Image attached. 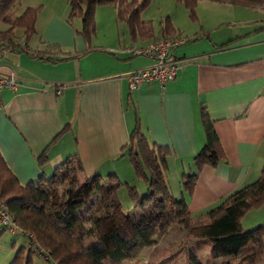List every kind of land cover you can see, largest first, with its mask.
Masks as SVG:
<instances>
[{"label": "crops", "instance_id": "obj_1", "mask_svg": "<svg viewBox=\"0 0 264 264\" xmlns=\"http://www.w3.org/2000/svg\"><path fill=\"white\" fill-rule=\"evenodd\" d=\"M53 2L63 7L56 9ZM66 5L65 0L49 1L50 12H41L36 20L29 55L0 52V75L11 73L16 83L14 91L0 92V157L19 185L46 178L72 156L79 160L81 179L96 175L102 180L105 174L108 182L118 180L119 171L131 168L123 148L134 126L148 148L167 150L166 182L167 175L180 182L181 174L194 173L191 160L204 145L200 110L211 123L224 160L201 169L190 196L179 183L188 215L198 217L257 179L264 160L262 9L199 0L196 21L191 22L181 6V23L170 22L173 39L185 40L171 51L178 62L174 80L162 89L149 83L129 91L125 75L151 62L128 58L120 49L150 42L125 46L116 26L100 39L95 31L91 46L101 51L58 63L30 57L45 48L57 51L56 57L85 51L82 39L67 26ZM64 127L67 131L55 139ZM130 147L137 152L135 143ZM136 154L141 176L133 178L147 183L149 174ZM228 214L234 218L237 211ZM218 225L191 232L211 229L215 234ZM259 226H264V205L240 220L245 232ZM261 244L264 252V233ZM257 264H264V255Z\"/></svg>", "mask_w": 264, "mask_h": 264}, {"label": "trees", "instance_id": "obj_2", "mask_svg": "<svg viewBox=\"0 0 264 264\" xmlns=\"http://www.w3.org/2000/svg\"><path fill=\"white\" fill-rule=\"evenodd\" d=\"M150 1L65 0L68 6L67 23L72 20L79 21V29L74 31V34L82 39L85 51L70 57L59 53V57H56L54 53L57 54V51L52 52L45 48L37 55L30 54V57L58 63L68 59H78L89 52L101 51L92 47L91 41L95 36V9L103 6L114 9L115 23L124 27L132 44L151 42L159 38L173 39L175 30L168 18L158 24L156 36L150 22H141L140 14ZM173 1L183 7L189 21H196L195 8L199 0ZM208 1L226 2L264 11V0ZM16 2L17 0H0V27H2L0 52L29 55L28 45L35 37V23L41 8H25L19 17L9 20L7 15ZM200 123L204 134V145L191 160L194 173L181 174L180 177L181 191L187 196H190L196 177L202 168H214L224 160L217 137L203 110H200ZM67 129L64 127L55 139L62 136ZM134 143L137 145V152L130 147ZM123 149L127 151L128 163L137 180L141 176V168L138 166L136 153L140 154L149 174L148 197L155 200L156 211L148 218L136 220L122 218L124 221L120 219L115 195L119 186L102 185L96 175L82 178L79 182L82 169L76 156L67 158L53 170L49 178L40 176L24 186L19 185L0 157V202L5 206L15 230L27 239V246L21 247L9 264H30L33 254L52 264H122L154 244L152 236L158 224L161 232L167 227L174 226L185 233H190L217 223L219 224L217 232L212 234V230L208 229L211 233L199 238L200 243L208 244L217 256H223L226 252H236L243 241L248 240L249 248L236 258L229 259L226 264L259 263L264 255L261 244L264 226L245 232L240 228V220L246 213L264 205V160L260 173L252 184L233 192L198 217L191 218L181 198L179 201H174L169 197L165 180L167 150L148 148L136 126L129 134L128 145ZM41 159L44 158L41 156L37 162L41 163ZM60 189V197H57ZM126 189L134 207L140 206L144 199L136 198L134 188ZM165 207L169 212H165ZM232 209L237 211L234 218L228 214ZM103 219L110 223L111 234L108 240L112 245L110 248L92 241L98 237L96 235L99 232L98 225ZM121 221H130L133 229L131 235L124 230ZM24 251H26L25 258H23ZM187 263L200 264L194 253L189 251Z\"/></svg>", "mask_w": 264, "mask_h": 264}, {"label": "rangeland", "instance_id": "obj_3", "mask_svg": "<svg viewBox=\"0 0 264 264\" xmlns=\"http://www.w3.org/2000/svg\"><path fill=\"white\" fill-rule=\"evenodd\" d=\"M49 1L50 0H17V2L14 4L11 11L7 15V19L12 20L19 17L20 14H17V9L19 7L24 9L40 7L41 11L37 16V20H39L40 15H42L41 12L45 14L47 12H50L48 8ZM61 2L64 3L63 1ZM52 4H55L54 7L56 9H58L59 6L63 7V5H59L58 2H53ZM179 9H182L181 5L176 4L173 0H151L148 6L140 14V20L141 22H150L153 28V32L156 36L158 24L164 19L168 18L170 22L173 21L174 23H181V11H179ZM95 14L96 17H94V22L97 39H100V37L103 38L104 36L106 37V35H108L107 31L112 34L116 26L118 30L119 40L120 36L122 35L124 40L123 44L125 46L130 45V41L124 27L114 22L111 7H97L95 9ZM79 24V21L72 20L67 23V26L70 29L73 28L74 31H77L79 29ZM0 29H2V27H0ZM127 168L129 171L126 170V173L123 171H119L120 174L118 176V180L108 182L106 180L107 175L104 174L102 176V180H100V183L102 185L107 184L111 186H119L115 191V195L118 202L117 213L118 216H120V219L129 218L136 220L140 218H148L154 211H156L155 200L148 197L149 178H147V183H144V180L142 179L136 182L133 178V172L131 168L128 165ZM53 170L54 169H52L51 172L46 175V178H49L52 175ZM145 174L146 171L143 170V175ZM78 180L79 182H81L82 179L79 177ZM179 183V180H172L169 178V175H167L168 194L169 197H171V199L174 201L180 200ZM125 185L128 188H135L136 198H138L139 200L144 199L141 201L142 204L140 206L134 207L131 199H129L127 195V189ZM60 191L61 189L57 192V197H60ZM162 206H164V203L162 204ZM164 210L165 212H169L166 207L164 208ZM123 221H121V224L124 227V230L129 235H131L133 229L130 221ZM98 226L99 232H97L96 234L98 237H96L92 241L95 244H104L105 246L110 248L112 246L108 241L109 235L111 234L110 223L103 219L99 222ZM3 230L4 228L0 227V264H9L12 261L15 253L21 247L27 246V239L20 235L17 231H14V234H10L8 230ZM210 231L211 230H201L198 232L185 233L183 230H180L177 227L170 226L167 227L164 232H161L160 224H158L157 230L152 236L154 244L149 248L141 250L135 258L124 261L122 264H188V251L194 253L196 259L200 264H220L221 262L226 264L232 256L240 255L249 247V241L245 240L237 248L236 252H226L225 254H223V256H217L208 244L200 243V241H196L198 239H195L196 236L210 234ZM25 256L26 251L23 252V258H25ZM30 264L52 263H47L42 257L33 254L30 258Z\"/></svg>", "mask_w": 264, "mask_h": 264}, {"label": "built area", "instance_id": "obj_4", "mask_svg": "<svg viewBox=\"0 0 264 264\" xmlns=\"http://www.w3.org/2000/svg\"><path fill=\"white\" fill-rule=\"evenodd\" d=\"M264 23V21H263ZM185 43L183 39H162L159 38L142 47H123L120 52L128 58H145L151 65L132 71L125 75L124 80L129 91L135 90L142 84L156 83L159 88L174 80L178 62L172 55V50ZM16 87L15 78L11 73L0 75V92L3 90L14 91ZM58 95V91L54 93ZM0 227L14 234L15 228L11 224V218L5 206L0 202Z\"/></svg>", "mask_w": 264, "mask_h": 264}]
</instances>
